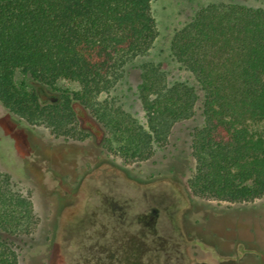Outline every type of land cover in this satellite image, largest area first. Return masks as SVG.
Listing matches in <instances>:
<instances>
[{
	"label": "trees",
	"instance_id": "obj_1",
	"mask_svg": "<svg viewBox=\"0 0 264 264\" xmlns=\"http://www.w3.org/2000/svg\"><path fill=\"white\" fill-rule=\"evenodd\" d=\"M151 3L0 0V102L29 124L69 132L74 105H95L129 64L141 60L137 88L148 131L123 113L100 116L121 151L146 158L199 104L203 121L191 135L192 192L228 202L264 196V6L209 3L175 32L172 58L193 83L170 79L148 58L158 34ZM17 72L25 79L17 81ZM63 79L79 88H58ZM42 88L59 96L44 99ZM35 224L30 195L0 172V264H19L15 238L31 234Z\"/></svg>",
	"mask_w": 264,
	"mask_h": 264
},
{
	"label": "rangeland",
	"instance_id": "obj_2",
	"mask_svg": "<svg viewBox=\"0 0 264 264\" xmlns=\"http://www.w3.org/2000/svg\"><path fill=\"white\" fill-rule=\"evenodd\" d=\"M227 1L264 6V0H152L158 34L148 58L161 63L170 79L194 83L172 58L171 40L199 7ZM140 61L129 64L92 107L75 104L69 132L29 124L0 102V172L30 195L36 221L31 234L15 238L19 264H94L91 245L94 250L107 242L115 250L122 243L115 235L123 240L122 234L138 230L145 244L162 243L142 264H264V196L228 202L192 192L191 135L203 121L199 104L189 119L173 123L166 141L154 143L146 158L125 155L101 121L103 113L116 111L148 131L137 88ZM57 87L79 85L63 79ZM40 93L59 96L46 88ZM107 201L120 209L105 211ZM152 208L157 216L149 227L144 221Z\"/></svg>",
	"mask_w": 264,
	"mask_h": 264
},
{
	"label": "flooded vegetation",
	"instance_id": "obj_3",
	"mask_svg": "<svg viewBox=\"0 0 264 264\" xmlns=\"http://www.w3.org/2000/svg\"><path fill=\"white\" fill-rule=\"evenodd\" d=\"M105 208H107L105 210L107 212H109V208H111L112 213H114V210L116 208L119 210L120 206L117 207L114 202L110 203L107 201ZM156 216V209L152 208L151 214L148 216V221H144V224L153 227V222ZM142 235L144 236L142 230H138L132 234H122V236L125 237L123 240H121V235L119 237L115 235L114 240L122 242L115 250L110 248L107 242L102 243L101 245L98 244V240H95L97 242L96 244H98L97 248L92 250L94 245L89 247V249H91L89 252L92 254V257L95 256L94 264H142V257L144 256L151 260L155 250L158 249L157 244H160L161 246L162 243H152L147 245L142 241ZM121 247L123 249L119 250Z\"/></svg>",
	"mask_w": 264,
	"mask_h": 264
},
{
	"label": "water",
	"instance_id": "obj_4",
	"mask_svg": "<svg viewBox=\"0 0 264 264\" xmlns=\"http://www.w3.org/2000/svg\"><path fill=\"white\" fill-rule=\"evenodd\" d=\"M43 98H46V95H43ZM51 99L54 101L56 99V97H51Z\"/></svg>",
	"mask_w": 264,
	"mask_h": 264
}]
</instances>
